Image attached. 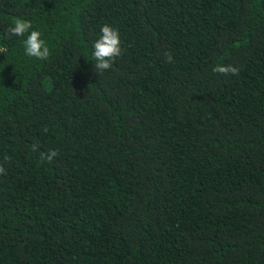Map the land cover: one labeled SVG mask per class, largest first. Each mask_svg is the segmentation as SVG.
Here are the masks:
<instances>
[{
	"label": "trees",
	"instance_id": "1",
	"mask_svg": "<svg viewBox=\"0 0 264 264\" xmlns=\"http://www.w3.org/2000/svg\"><path fill=\"white\" fill-rule=\"evenodd\" d=\"M0 48V264H264V0H0Z\"/></svg>",
	"mask_w": 264,
	"mask_h": 264
},
{
	"label": "clouds",
	"instance_id": "2",
	"mask_svg": "<svg viewBox=\"0 0 264 264\" xmlns=\"http://www.w3.org/2000/svg\"><path fill=\"white\" fill-rule=\"evenodd\" d=\"M6 34L16 37H25L23 40L24 54L28 57L37 60H47L50 57V49L44 39L41 38V32L33 28L32 22L22 18H14L6 29ZM6 49L0 48V53L6 52ZM124 54L121 36L117 27L112 24L105 23L100 28V35L94 40L92 44V60L94 61V69L102 75L106 71L113 68V64ZM164 58L167 63L173 62V55L170 51L165 50ZM214 73L227 76L237 75L238 68L231 64L216 63L212 67ZM43 133H47L48 129H42ZM38 145H32V151L36 152ZM58 152L54 149H49L48 152H41L40 157L42 161L51 163ZM3 159L5 162L10 160L7 153L4 154ZM0 173H6L3 165H0Z\"/></svg>",
	"mask_w": 264,
	"mask_h": 264
}]
</instances>
